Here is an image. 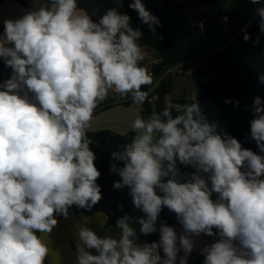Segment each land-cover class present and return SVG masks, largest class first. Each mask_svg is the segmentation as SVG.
Segmentation results:
<instances>
[{"label": "clouds", "instance_id": "clouds-1", "mask_svg": "<svg viewBox=\"0 0 264 264\" xmlns=\"http://www.w3.org/2000/svg\"><path fill=\"white\" fill-rule=\"evenodd\" d=\"M129 7L156 34L161 21L142 0ZM255 14L264 35V5ZM3 29L0 59L12 71L0 83V264H45L49 248L38 234L51 233L73 206L91 211L103 199L87 131L95 110L110 94L142 106L149 95L142 88L154 80L141 64L142 31L117 7L97 21L78 0H33L21 17L5 19ZM251 112L250 139L264 153L259 95ZM218 127L198 101H167L147 118L137 115L131 141L112 153L123 163L111 166L120 176L113 188L129 187L145 214L137 221L140 235L158 231L159 241L138 242L128 215L116 220L115 234L109 229L103 236L85 216L75 264H187L201 234L219 236L201 249L203 264H264V155ZM178 165L195 171L181 173ZM164 208L176 214L181 234L157 225ZM181 250L185 255L178 258Z\"/></svg>", "mask_w": 264, "mask_h": 264}, {"label": "trees", "instance_id": "trees-1", "mask_svg": "<svg viewBox=\"0 0 264 264\" xmlns=\"http://www.w3.org/2000/svg\"><path fill=\"white\" fill-rule=\"evenodd\" d=\"M4 1L7 0H0V3ZM14 1L28 8L33 7V0ZM201 1L212 3L214 0ZM235 1L238 7L230 12H219L217 15L203 13L197 16L195 21H191L186 16V5H179L170 0H163L162 3H158V0H142L146 9L161 21L156 34L151 33L147 25L139 20L138 13L129 7L134 0H78V7L97 21L108 8L117 7L121 13L131 17L134 28L142 31L143 37L138 43L141 46L154 48L161 55L162 61L152 66L154 83L144 86L142 88L144 91L149 92L166 70L183 62L195 61L197 68L193 76L198 83L199 93L189 104L198 101L209 121H217L219 125L217 131L221 135L227 133L237 138L243 148L264 155L255 141L250 139V121L253 119L251 105L257 95L264 99V84H258V75L264 73V35L259 33V16L257 15V18L247 27L251 14L255 13V9L260 4H253L250 0ZM38 2H45V0H38ZM223 14H226L229 19L226 24L221 21ZM245 32L251 36L248 42L243 40ZM2 33L3 28L0 22V35ZM257 35H260L258 45L253 43ZM141 64L145 66L144 61ZM11 71L0 59V83L10 78ZM171 91V76H165L156 88L159 101L155 106L152 105L148 95L141 106L142 117L147 118L153 112L162 110L166 97ZM225 99H231L232 103L225 104ZM237 100L240 102L239 106L234 107ZM131 102V99H123L120 103L130 105ZM172 103L183 104L187 103V100H174ZM112 105L113 102L101 108L98 106L95 113L108 109ZM134 134V132L120 134L108 129L88 132V136L93 141L90 148L96 155L94 163L101 172L97 183L101 187L103 199L91 211L73 206L70 209V215L103 213L107 217L106 225L116 228L115 222L118 218L128 215L131 221H136L138 215L143 213L133 204L129 187L113 188V183L120 180V176L111 171L113 163L118 167L123 166L122 162L113 160L112 153L120 151L121 146L129 143ZM178 167L181 173L195 171L190 166L178 165ZM216 197L217 194L213 193L212 198ZM60 218L64 217H57V219ZM161 222L183 229L176 214L167 208L160 213L157 225L159 226ZM137 236L140 243L158 242L159 232ZM161 255L163 256L162 250ZM203 260L204 256L200 252H192L188 256L187 264H203ZM45 264H49L47 257Z\"/></svg>", "mask_w": 264, "mask_h": 264}, {"label": "crops", "instance_id": "crops-1", "mask_svg": "<svg viewBox=\"0 0 264 264\" xmlns=\"http://www.w3.org/2000/svg\"><path fill=\"white\" fill-rule=\"evenodd\" d=\"M122 1V0H118ZM179 5H186L184 0H170ZM235 0H214L212 3L197 1L200 6V11L197 10V15L195 12H191V21L195 20L197 16L208 13L211 15H217L219 12H230L237 8L238 5H234ZM163 0H158V3H162ZM229 6V9L224 8V6ZM187 6V5H186ZM32 8V7H31ZM28 8L14 0H7L0 3V22L3 28V21L5 19H17L21 17ZM84 11V10H83ZM189 9L187 7L186 13L188 14ZM194 18V19H193ZM4 31V29H3ZM3 34V33H2ZM144 62L146 66H151L153 63H160L162 61L161 55L152 47L142 46ZM172 91L166 97L167 101L174 100H187L189 103L191 100L195 99L199 93L198 83L193 75L188 76H173L171 77ZM115 94L110 95V100L108 103L113 102V105L108 109L98 112L96 115L94 113L91 125L88 132L99 131V130H112L120 134H127L128 132H133L131 130V123L137 115L142 116V107L132 102L130 105H124L120 102L123 100L119 95L117 98ZM128 99H131L130 97ZM102 105L107 104V102H102ZM205 179H208V174H204ZM209 187H211L209 181ZM87 217L88 226L91 227L98 235H105L106 232L111 229V232L115 234L118 229L112 226H107V217L103 213H96L94 215H84L76 214L70 215L67 219H58V225L49 234H40L49 248V254L47 256L49 264H74L76 262V244H77V231L81 225L85 223L84 217ZM145 214L140 213L136 221H132V226L136 229L137 235H140L139 228L140 225L137 221L140 218H144ZM176 231L177 234H181L183 229L178 226H171ZM196 240V246L192 252H201V249L210 243L215 242L219 239V236H206L201 234L199 237H194ZM159 241V237H158ZM191 252V253H192ZM183 250L178 254V258L184 256Z\"/></svg>", "mask_w": 264, "mask_h": 264}, {"label": "built area", "instance_id": "built-area-1", "mask_svg": "<svg viewBox=\"0 0 264 264\" xmlns=\"http://www.w3.org/2000/svg\"><path fill=\"white\" fill-rule=\"evenodd\" d=\"M196 1H199V0H196ZM261 5H264V0H261ZM228 16L226 14H223L221 16V21L222 23L226 24L228 22ZM154 64H157V63H153L151 66H146L150 73L154 76L153 74V71H152V66ZM197 68V66L195 65V61H187V62H183L181 64H178L168 70H166L165 74L161 77H159L154 86L149 90V100L150 102L152 103V105H156L157 102L159 101V95L156 93V88L157 86L159 85V83L161 82V80L165 77V76H188L189 73H191L190 75H193V72L194 70Z\"/></svg>", "mask_w": 264, "mask_h": 264}, {"label": "rangeland", "instance_id": "rangeland-1", "mask_svg": "<svg viewBox=\"0 0 264 264\" xmlns=\"http://www.w3.org/2000/svg\"><path fill=\"white\" fill-rule=\"evenodd\" d=\"M184 2H185V4L187 5V7H188V9H189V11H190V12H188V14L186 13V16H187L189 19H191V18H190V17H191L190 13L193 11V12H195L196 15H197V10L200 11V6H199V4H198L197 1L184 0ZM233 4H234V5H238V3H237V2H234V1H233ZM223 6H224V8L229 9V6H228V5H227V6L223 5ZM258 7H260V5H259ZM255 17H257V15H256L255 13L251 14V20H250V21H252ZM193 19H194V18H193ZM193 21H195V20H193ZM110 95H111V94H110ZM110 95H109L108 99L105 100L107 103H108L109 100H110ZM115 97L117 98V95H116ZM105 101H104V102H105ZM102 106H103V105L100 103V104H99V107L101 108ZM99 112H100V111H99ZM96 114H97V113H95V115H96Z\"/></svg>", "mask_w": 264, "mask_h": 264}, {"label": "water", "instance_id": "water-1", "mask_svg": "<svg viewBox=\"0 0 264 264\" xmlns=\"http://www.w3.org/2000/svg\"><path fill=\"white\" fill-rule=\"evenodd\" d=\"M257 17H255L252 21H250L247 25V27L256 19Z\"/></svg>", "mask_w": 264, "mask_h": 264}]
</instances>
